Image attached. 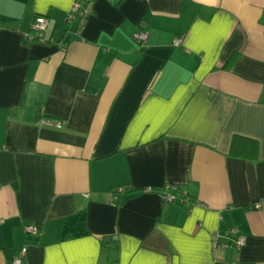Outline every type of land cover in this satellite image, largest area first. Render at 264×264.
I'll list each match as a JSON object with an SVG mask.
<instances>
[{
  "label": "crops",
  "instance_id": "crops-1",
  "mask_svg": "<svg viewBox=\"0 0 264 264\" xmlns=\"http://www.w3.org/2000/svg\"><path fill=\"white\" fill-rule=\"evenodd\" d=\"M75 1L0 0V264H264V0Z\"/></svg>",
  "mask_w": 264,
  "mask_h": 264
},
{
  "label": "built area",
  "instance_id": "built-area-1",
  "mask_svg": "<svg viewBox=\"0 0 264 264\" xmlns=\"http://www.w3.org/2000/svg\"><path fill=\"white\" fill-rule=\"evenodd\" d=\"M96 0H76L72 10L70 11L68 15V21H79L80 23H84L87 19V17L92 13V9L94 6ZM47 29H48V20L44 17H37L32 25V31L33 36H31V39L40 41V42H47ZM149 37L146 32H140L135 36V41L138 44L139 48H143L146 43L148 42ZM182 43L181 39H176L174 44L176 46H180ZM58 127H61L59 123L56 124ZM180 189L178 187H168L165 190H158L155 191L153 189H147L148 192H156L158 193L161 198L167 202V203H174V202H181V203H187L188 193L185 190H182L179 192ZM126 190L124 188H120L117 190V194H121L125 192ZM25 234L28 237H35L38 236L40 231L39 228L34 225H25L24 227ZM228 235L232 236L234 239V246L237 249H240L246 244L244 235L241 234V232L237 228H230L227 231ZM223 247H228V245L223 244ZM28 252V247H23L19 254L13 259L12 264H25V257Z\"/></svg>",
  "mask_w": 264,
  "mask_h": 264
},
{
  "label": "trees",
  "instance_id": "trees-1",
  "mask_svg": "<svg viewBox=\"0 0 264 264\" xmlns=\"http://www.w3.org/2000/svg\"><path fill=\"white\" fill-rule=\"evenodd\" d=\"M230 156L249 161H257L259 159V144L256 140L235 136L232 140ZM125 190L126 192H133L132 189Z\"/></svg>",
  "mask_w": 264,
  "mask_h": 264
},
{
  "label": "bare ground",
  "instance_id": "bare-ground-1",
  "mask_svg": "<svg viewBox=\"0 0 264 264\" xmlns=\"http://www.w3.org/2000/svg\"><path fill=\"white\" fill-rule=\"evenodd\" d=\"M218 241V240H217ZM231 247V246H230Z\"/></svg>",
  "mask_w": 264,
  "mask_h": 264
}]
</instances>
